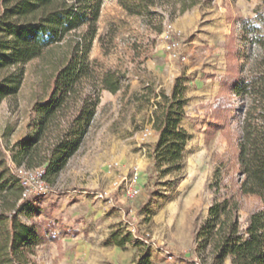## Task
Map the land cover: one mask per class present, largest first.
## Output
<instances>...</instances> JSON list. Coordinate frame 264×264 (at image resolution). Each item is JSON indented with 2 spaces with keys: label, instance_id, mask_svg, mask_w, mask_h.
I'll use <instances>...</instances> for the list:
<instances>
[{
  "label": "rangeland",
  "instance_id": "obj_1",
  "mask_svg": "<svg viewBox=\"0 0 264 264\" xmlns=\"http://www.w3.org/2000/svg\"><path fill=\"white\" fill-rule=\"evenodd\" d=\"M180 1L164 2L160 17L150 20L128 15L117 0H103L88 53L94 78L81 85L84 93L93 89L98 96L94 119L62 171L46 179L41 194L31 196L42 198L50 216L19 217L21 223L49 220L55 227V240L40 241L36 247L35 264H132L148 247L153 264H176L181 258L201 264L193 253L194 233L216 196V183L218 196H232L240 206L242 227L260 207L256 196L239 190L237 137L242 116L211 137L205 128L217 109L235 115L241 108L220 80L230 66L234 72L242 66L244 77L251 61L262 56L255 35L244 29L256 28L255 34L264 39V22L255 17L259 13L264 19V0H195L184 14L177 11ZM67 44L64 40L28 63L18 94L0 103V170L14 168L8 160L10 148L30 131L34 102L48 98L55 67L68 54ZM107 72L119 86L116 93L99 84ZM179 75L188 79V119L179 126L191 139L183 152L182 180L171 191L166 183L173 177L153 176L149 154L157 139L152 113L161 100L158 92L169 94ZM149 190L159 196L140 212ZM7 197L13 204L15 197ZM113 236L130 237L138 244L127 240L122 250Z\"/></svg>",
  "mask_w": 264,
  "mask_h": 264
},
{
  "label": "trees",
  "instance_id": "obj_2",
  "mask_svg": "<svg viewBox=\"0 0 264 264\" xmlns=\"http://www.w3.org/2000/svg\"><path fill=\"white\" fill-rule=\"evenodd\" d=\"M102 2L0 0V103L18 94L28 63L64 40L68 43L66 58L55 67L48 98L34 102L33 118L28 125L30 131L10 148L8 160L14 168L0 170V264H35L32 257L39 242L55 240V227L49 220L29 224L19 221L22 214L28 218L50 215L42 206V198L21 197L22 187L16 170L43 167L46 180L57 176L79 150L99 103L96 91L91 89L84 93L81 85L94 78L88 53L97 34L96 22ZM164 2L169 3V0H117L128 15L150 20L160 17L158 9ZM194 3L195 0L180 1L177 11L184 14ZM169 5L173 9L176 6ZM255 17L264 22L259 13ZM82 26L85 28L80 30ZM255 29L244 30L245 34L255 35L254 43L262 49V56L251 61L244 77L241 76L242 66L235 72L230 66V71L220 80L223 88L239 99L241 108L235 110V115L229 109H217L208 119L205 135L214 136L224 125L242 116L237 137L239 190L242 195L256 196L260 207L248 215L242 227L237 201L232 196H218V183L215 187L214 183L209 184V188L214 187L216 196L194 233L193 253L201 264H225L226 260L230 264H264V39L255 34ZM113 77L112 72H107L99 78L101 88L111 94L119 90ZM186 82L188 79L179 75L173 80L169 94L160 90L161 100L152 113V129L157 139L149 154L151 171L160 180L165 176L173 177L166 183L171 191H175L182 180L183 152L191 139L179 126L182 120L188 119L184 111ZM147 193L149 197L140 212L153 196H159L157 190ZM7 195L15 197L13 204H9ZM113 238L122 250L127 240L138 244L130 237ZM187 262L190 261L181 258L175 263L192 264ZM132 264H153L149 247L143 248Z\"/></svg>",
  "mask_w": 264,
  "mask_h": 264
},
{
  "label": "built area",
  "instance_id": "obj_3",
  "mask_svg": "<svg viewBox=\"0 0 264 264\" xmlns=\"http://www.w3.org/2000/svg\"><path fill=\"white\" fill-rule=\"evenodd\" d=\"M173 45V44H172ZM18 179L22 187L21 197L27 198L33 195L41 194L45 189V170L44 168H36L35 170H25L24 168L16 170ZM132 193L137 194L136 191Z\"/></svg>",
  "mask_w": 264,
  "mask_h": 264
},
{
  "label": "crops",
  "instance_id": "obj_4",
  "mask_svg": "<svg viewBox=\"0 0 264 264\" xmlns=\"http://www.w3.org/2000/svg\"><path fill=\"white\" fill-rule=\"evenodd\" d=\"M155 141H156V139L153 142H155Z\"/></svg>",
  "mask_w": 264,
  "mask_h": 264
}]
</instances>
